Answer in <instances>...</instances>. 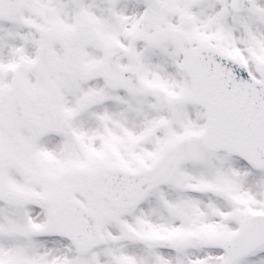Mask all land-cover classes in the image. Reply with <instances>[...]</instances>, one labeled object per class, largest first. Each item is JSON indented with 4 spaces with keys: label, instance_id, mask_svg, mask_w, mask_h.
I'll return each instance as SVG.
<instances>
[{
    "label": "snow or ice",
    "instance_id": "snow-or-ice-1",
    "mask_svg": "<svg viewBox=\"0 0 264 264\" xmlns=\"http://www.w3.org/2000/svg\"><path fill=\"white\" fill-rule=\"evenodd\" d=\"M0 264H264V0H0Z\"/></svg>",
    "mask_w": 264,
    "mask_h": 264
}]
</instances>
